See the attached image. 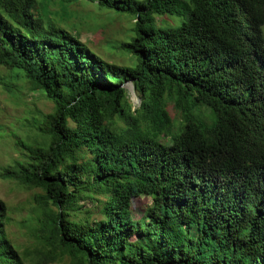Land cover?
Instances as JSON below:
<instances>
[{"label":"trees","instance_id":"trees-1","mask_svg":"<svg viewBox=\"0 0 264 264\" xmlns=\"http://www.w3.org/2000/svg\"><path fill=\"white\" fill-rule=\"evenodd\" d=\"M78 2L133 20L130 65L51 19ZM0 67L53 106L4 170L36 248L0 200V264H264V0H0Z\"/></svg>","mask_w":264,"mask_h":264},{"label":"rangeland","instance_id":"rangeland-1","mask_svg":"<svg viewBox=\"0 0 264 264\" xmlns=\"http://www.w3.org/2000/svg\"><path fill=\"white\" fill-rule=\"evenodd\" d=\"M54 22L79 36V41L102 60L116 65H130L128 57L120 55L123 42L133 37V20L127 16H116L112 12L98 9L93 4L78 2L67 10L58 6L50 8ZM11 72L0 67V200L5 204L12 222L6 227V234L20 254L36 248L34 233L28 225H35V210L38 205L34 197L39 191L26 190L14 180L4 177V170L15 162L24 161L29 149H35L42 142L39 131L43 116L52 112L53 106L36 91H30L21 82H12ZM126 88L132 92L129 85ZM136 98L132 96L135 104ZM148 200L135 201L134 213L138 219ZM61 264V263H57Z\"/></svg>","mask_w":264,"mask_h":264},{"label":"water","instance_id":"water-1","mask_svg":"<svg viewBox=\"0 0 264 264\" xmlns=\"http://www.w3.org/2000/svg\"><path fill=\"white\" fill-rule=\"evenodd\" d=\"M131 89H132V86H131ZM132 93V92H131Z\"/></svg>","mask_w":264,"mask_h":264}]
</instances>
